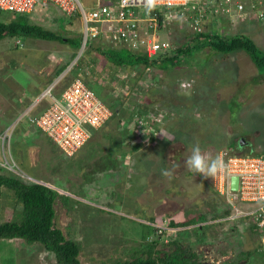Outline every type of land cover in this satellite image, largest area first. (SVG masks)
I'll list each match as a JSON object with an SVG mask.
<instances>
[{"label": "rangeland", "instance_id": "rangeland-1", "mask_svg": "<svg viewBox=\"0 0 264 264\" xmlns=\"http://www.w3.org/2000/svg\"><path fill=\"white\" fill-rule=\"evenodd\" d=\"M81 2L90 6L97 0ZM194 13L197 14L196 11ZM17 17L13 13L0 12V22L3 23ZM222 20L212 16L209 23L221 26L222 35L228 38L247 36L264 52V21L256 20L254 14L236 20L240 22L234 19L231 22L230 16ZM189 22L181 24L177 20L172 21L166 29L158 30L160 40L169 41L173 47L184 48L195 37ZM73 31L71 38L77 39V44L83 36L78 20ZM62 36L67 37L63 33ZM18 42L21 45L17 46ZM100 45L104 50L108 48L103 42ZM39 46L50 51L46 59H43ZM74 47L75 44L69 45L61 40L24 35L0 41V118L6 125L0 129V162L14 154L17 163L28 175L36 177L40 183L51 184L62 193L67 192L70 197L65 200V206L56 202L55 224L68 240L80 242L81 263L101 264L116 259H131L130 251L137 253L143 245H148L149 241L145 239L150 235L148 240H154L156 245H164L165 242L164 250L167 253L175 249L174 244L178 243L184 250L187 249L186 253L188 250L197 252L206 264H264V229L258 228L251 218V222L244 218L240 224L248 222V225L243 230H237V210L226 197L214 192V179L200 178L199 174H193L185 167L191 148L197 143L210 157L227 150L239 156L264 157V68H258L244 51L220 54L206 47L192 53L191 50L186 51L187 55L181 54L176 60L165 64L163 71L152 68L145 70L142 65L127 68L121 73L127 78L117 82L116 89L111 84L119 78L120 73L117 76L118 71L111 70L109 62L97 47L92 49L91 54L87 48L85 56L82 55L78 61L80 64L77 63L74 68L69 66L68 69L72 71L69 73L67 69L65 76L60 78L58 68L72 63L75 60H72V55L75 58V53H79L80 49L75 50ZM126 51L118 50L120 55H125ZM49 54L61 55L57 58L60 61ZM94 57L98 58L97 62L93 61ZM35 69L39 72L38 76H44L45 80L40 84ZM78 73L100 97L110 100L109 103H118L114 98V93H117L127 105L135 104V111L146 108L143 119L148 124L152 120L151 115H154L156 122L154 126H149L155 128L159 138L152 143L149 141L143 149L137 147L139 151L135 153L122 150L123 155H129V162L119 161L121 153L108 156L109 151H115V146H109V136L121 137L118 120L126 113L120 108L117 118L112 119L111 124L105 126L106 129L94 130L92 139L74 160L66 159L64 154L59 155L61 152L51 141L47 143L55 149L50 148L52 151L48 152L45 146L37 142L43 135L39 136L41 133L27 120L19 123L9 140L7 130L35 108V100L38 101L36 104L45 108L44 100H39L40 92L31 98L26 89H19L20 86L30 90L34 85H39L44 91L48 90L45 86L56 83L55 87L61 92ZM127 92L129 95H126ZM36 96L39 97L35 99ZM28 100L33 102L31 106ZM24 104H28V109L21 111ZM123 119V131L127 132L129 119ZM109 127L113 128L112 131ZM136 133L133 131L134 135ZM150 133L151 130H146L144 134H139L148 139ZM140 138L143 139L142 136ZM241 140L245 142L243 146ZM125 144H129L128 138ZM173 166L176 167L170 179L161 175L163 169L171 170ZM70 168L74 170L69 172ZM15 171L17 176H22L20 171ZM95 173L100 175L96 194L101 197L95 201L99 204L94 206V198L75 186L81 187L90 182ZM6 174L13 175L7 171ZM52 175H59V178ZM112 193L114 198L110 196ZM17 200L16 192L0 187V224L20 215L16 210L22 211V204ZM86 200L93 201L87 204L84 202ZM232 201L235 203L237 199L233 196ZM236 207L239 208L238 204ZM122 216L125 218L121 219ZM227 217L232 221L224 220ZM153 219H156L158 228L166 222L189 220L198 225L168 227L170 230H164L166 232L158 236L149 224ZM204 219L206 222L201 223ZM216 220H220L219 223L213 222ZM202 226H205L204 229H198ZM0 264H57V261L55 255L46 253L41 245H28L16 240L5 244L0 242Z\"/></svg>", "mask_w": 264, "mask_h": 264}, {"label": "built area", "instance_id": "built-area-1", "mask_svg": "<svg viewBox=\"0 0 264 264\" xmlns=\"http://www.w3.org/2000/svg\"><path fill=\"white\" fill-rule=\"evenodd\" d=\"M52 5L57 6L71 21L78 20L82 26L83 42L75 60L70 64L72 68L78 65L82 55L85 56L87 44L98 39H101L103 44H110L115 48L124 47L134 52L144 48L148 57L164 54L171 49V44L169 41L160 40L158 30L166 29L167 25L177 20L181 24L190 21L195 33L203 32L201 24L209 7L217 17L230 16L231 22L240 17L247 18V14L249 17L254 14L256 20H264V0H160L156 9L150 13L144 7V0H110L109 3L97 0L90 8L81 0H0L1 11L26 16L47 10ZM188 8L191 11H186ZM257 8L259 14L256 12ZM70 69L67 72H70ZM65 72L60 78L65 76ZM55 84L48 87L39 99H50V106L39 117L30 118L29 121L46 133L65 156L72 158L90 141L92 130L102 128L113 116V112L79 77L74 78L59 95L54 94ZM37 102L35 101V104ZM151 116L152 120L148 124L143 117H138V124L143 128L137 131L136 139L143 142L144 135L139 133L144 134V131L151 130L148 139L144 141L145 144L149 143L151 134L159 138L155 128L150 127L156 122L154 115ZM21 119L7 130L10 134L9 140L22 122ZM6 137L8 136L5 133ZM219 156L224 160L227 169L225 173L214 178L215 189L236 208L235 221L251 218L257 227L264 229V158L237 157L225 151L220 152ZM18 165L12 155L8 160L0 162V167L14 176L25 181L39 182ZM13 168L20 171L22 176H17ZM233 177L239 179L237 191L232 189ZM233 196L237 199L235 203L232 201ZM224 220L232 221L229 217ZM164 230H170L167 222L163 227H159L158 234H164Z\"/></svg>", "mask_w": 264, "mask_h": 264}, {"label": "trees", "instance_id": "trees-1", "mask_svg": "<svg viewBox=\"0 0 264 264\" xmlns=\"http://www.w3.org/2000/svg\"><path fill=\"white\" fill-rule=\"evenodd\" d=\"M105 1L108 3L110 2V0H105ZM210 9L211 7H209V10L205 14L204 19L202 20V24H201L202 28L206 30L200 33H196L195 37L191 38L192 41H188L189 43H187L185 47L182 49L175 45L174 47L171 45V49L167 51L166 53L158 54L153 57H148L144 48H141L139 52L137 51L134 52L132 50L127 49L125 55H122V54L120 55V53L118 52V50L120 49H126L124 47L115 48L113 45L109 44L110 47L108 46V48L104 50L102 49V45H100L101 39L93 40L90 43V45L87 44V46L89 48L90 54H91L92 49L94 47H97V50L100 52L101 55H103V58L105 57L107 62H109L111 66L110 67L111 70L118 71L117 76L119 75V73L120 74L123 73L124 72L123 70L130 68V67H135L136 65H142L145 70H152V69L158 70L159 69V71H163V69H165L164 67L165 64L169 63L170 61L176 60V58H178V56L181 54L187 55L188 52L186 53V51L191 50V53H192L193 50H202L203 48H206V47L211 49L214 53L216 52L220 54H229L235 51H244L248 54V56L251 58L253 63L258 68L259 67L264 68V52H262L257 47L255 42H253L250 38L244 35H236L231 38H228L222 35L221 26H216V25L212 26L213 23H209L210 18L212 16L215 18L217 17L216 14H214V12L210 11ZM0 12L3 14L10 13V12H4L1 10ZM256 12L258 14L260 13L258 8L256 9ZM15 15L18 16L17 19L13 20V18H11L12 19L10 20L11 22L10 21L8 23L0 22V41L6 38H9V37H16L19 35H24V36L35 37L37 39H44V40H56V41L61 40L69 45L75 44V47H74L75 50H79L80 47L82 46L83 36H82L81 41L79 39L80 42L76 44L77 39L65 38L62 35L56 36L54 33H51L40 27L30 25L26 15H19V14H15ZM218 17L222 19L220 16ZM161 19L163 20V18ZM161 26H162V23H161ZM164 29L165 28H162L161 30H164ZM18 44H21V43L18 42L17 46ZM189 46H192V48H190ZM174 53L176 54L175 56H174ZM72 59H74V56ZM97 59L98 58L94 57L93 61L97 62L96 61ZM67 66L68 65L59 67L57 71V75H60L63 71H65ZM156 75H160V73L158 74L156 73ZM75 76H79V73L76 74ZM119 81H120L119 78L114 79V83H117ZM121 81L123 80L121 79ZM70 82L71 81H68L67 84H69ZM160 83L161 81L159 80L158 84ZM114 98L118 101V103H109L110 100H106L102 98V100L106 103V105L113 112V116L109 119V121L101 129L102 130L106 129L105 126L107 124L110 125L111 120L117 118V115L119 114L121 109L123 110L124 113H126V116H122V117L123 118L126 117L127 119H129V122L127 123L128 126L126 129L129 137H127V132L123 131V129L125 128L124 119L120 118L118 121L121 127L118 130L121 133V137L114 138L111 135L109 136V139H108L109 146H115L113 148L115 151H111V152L109 151L108 156L113 155L111 157H114L117 154L121 153L118 159L120 162H123V160L125 161L129 160L128 159L129 155H123L122 150L135 153L139 151L137 150V147H143V143L146 139V136H144L143 143H142L136 139L137 134L134 135L133 131L135 132L143 128L142 126L138 124L139 123L138 117L139 118L143 117V115L145 114L144 110H146V108H143V109L140 108V110L142 111H135L136 105L133 103H131L130 105H127V103L124 100L122 99L120 100L119 94L114 93ZM50 103L51 102H48L46 104L47 108L50 106ZM122 105L125 107H123ZM42 113L43 111L41 113H34L33 111V113H31L30 115V118L32 119L37 118ZM112 129H113L112 127H109L110 131H112ZM115 129L117 130L116 126H115ZM38 131L41 133L39 136L41 135L43 136L37 142L42 144V146H45V149L48 152L52 151L50 148L53 149L54 147L47 142L51 141L53 143V141L42 130L39 129ZM122 133L124 135H122ZM126 137L130 141L129 144L127 145L125 144V139H127ZM149 137H150L149 140L151 142L157 139V137H155L154 134H151ZM53 145L57 147L55 143H53ZM58 150L61 152L59 155H63V152L59 148ZM80 152L81 151H79L78 154ZM256 156H260V155H256ZM73 158L74 157L72 158L67 157L66 159H73ZM67 162H70V161L68 160ZM56 163L58 164V161H56ZM68 170L70 172V170L73 171L74 169L70 168ZM0 171L2 172V174H0V187H6L16 192L17 198H18L17 202L19 204H22V211L16 210V213H20V215H15L12 221L0 224V242H4L5 244L6 242L8 243V242L16 241V240H21V241L26 242L28 245L38 244V245H41L45 249V251H48L55 255L57 264H82L81 261L79 260V256L82 252V246L80 242L76 240H68L65 234L63 233V231L60 228L56 227V224H55L56 202H61L64 205L66 203L65 200L68 197H70L69 195L66 194L67 192L62 193L56 190L54 187H52L51 184L47 182L37 183L33 181H25L13 175L9 176L6 174V170L1 167H0ZM98 174L99 173H95L94 176L91 177L90 182H86L81 187H78L79 185L75 186L76 188H81L83 192L87 193L89 196L94 198L93 199L94 201L93 200L84 201L87 204H89V201H93L94 206L99 204L98 202H95V201L101 197V196H98L97 195L98 193L96 192L99 186L98 181H101L100 175ZM52 176L56 179L59 178V175H52ZM199 177L201 178L200 175ZM214 192L221 196V194L218 191H214ZM112 195L113 193L110 196ZM122 199H124V197ZM79 201H82V200L80 199ZM67 209L69 210V208ZM17 218H19V220ZM123 218H125V216L121 217V219ZM202 222H206V219L202 220L201 223ZM149 224L153 232L156 235H158L159 228L157 227L156 219H153L151 222H149ZM193 224L198 225V223L189 220L186 222L178 221L177 223H169L168 227L175 228L177 226L179 227L180 226H190ZM204 227L205 226H202V227H199L198 229L202 230L204 229ZM149 237L150 235L147 237V239H145V241L146 240L149 241V244L145 246L143 245L142 249L139 252L137 251L136 253V251L134 250L130 251L131 252L130 255H132L131 259L130 258L124 259V260L116 259L114 261L104 262L101 264H206L205 261H202L200 259L197 252L195 251L188 250V252L186 253L187 249L184 250L182 248V245L175 243L174 244L175 249L167 253V251L164 250V245H165L164 241H163L164 245H156L154 240H148ZM150 239H152V237Z\"/></svg>", "mask_w": 264, "mask_h": 264}, {"label": "crops", "instance_id": "crops-1", "mask_svg": "<svg viewBox=\"0 0 264 264\" xmlns=\"http://www.w3.org/2000/svg\"><path fill=\"white\" fill-rule=\"evenodd\" d=\"M113 1H116V0H113ZM103 2V1H102ZM106 2V1H105ZM87 7H89L90 8V6H87ZM27 19H28V21H29V24L30 25H32V26H37V27H40V28H42V29H44V30H47V31H49V32H51V33H54L56 36H58V35H62V33L63 34H65L67 37L66 38H71V35H72V33L74 32L73 31V28H75V21L73 22V21H71L70 19H68V18H66L65 17V15L59 10V8L57 7V6H55V5H52V6H50L49 7V9H47V10H42V11H39V12H36V13H33V14H31L30 15V17L28 18L27 17ZM64 22V23H63ZM65 27V28H64ZM32 38H35V37H32ZM21 43V42H20ZM19 45V44H18ZM21 45V44H20ZM39 49H41V52L43 53V59H46L45 58V56H46V54H48L50 51H47L46 49H45V47L44 46H39L38 47ZM73 52V51H72ZM64 53H66V54H70V53H67V52H62L61 54H64ZM76 54V53H75ZM50 55V57L52 58V57H55V59H57L58 57H60L61 55H57V54H55L54 56L52 55V54H49ZM72 55V54H71ZM74 55V54H73ZM73 55H72V57H73ZM48 56V55H47ZM91 58H92V55H91ZM57 60H59L60 61V59H57ZM52 59H50L49 60V62H51L52 63ZM53 64H56V63H53ZM58 64H59V62H58ZM57 64V65H58ZM47 65V64H46ZM50 65V64H49ZM48 65V66H49ZM2 68V67H1ZM44 68L45 69H47V66L45 67L44 66ZM44 69V70H45ZM59 69V68H58ZM43 70V69H42ZM42 70H39V71H41L42 72ZM4 71H6V69H4ZM36 71H38V70H36L35 69V72ZM37 73H39V72H36V76H37V80H38V83L40 84V83H42L43 82V80H45L44 79V76H38L37 75ZM47 81V80H46ZM32 84L34 85V82H32ZM48 86V85H47ZM47 86H45V89L47 88ZM19 89H26V93L27 94H30V95H28L29 97H31V98H33V95L35 94V93H37V92H43V88L41 87V88H39V85H34L33 86V89L32 88H30V90H28L27 88H25V87H23V86H20L19 87ZM23 91H25V90H23ZM30 91V92H29ZM45 91V90H44ZM19 92V91H18ZM40 95V94H39ZM37 97H39V96H36L35 97V99L37 98ZM46 100H44L43 101V103H44V105H45V108H43V106H40V104H35V108H33L32 109V111L30 112V113H33V111H34V113H41L42 111H45V109H47V107H46V104L49 102V100H48V102H45ZM28 102L30 103H28L29 104V106H31L32 105V103L28 100ZM42 103V104H43ZM28 104H24L22 107H21V111H25L26 109H28ZM20 111V112H21ZM20 112H18V113H20ZM17 115H19V114H17ZM1 118H0V129H2V128H4L6 125L5 124H3V122H1ZM38 130V129H37ZM16 154V156H18V154L17 153H15ZM0 174H2V172L0 171ZM4 174V173H3ZM212 217V216H211ZM214 219H218V218H216V217H213ZM236 223L240 226H237L238 228H237V230H243V229H245V228H243L244 226L242 225V224H240V222L239 221H236ZM216 225V224H215ZM235 226V225H234ZM263 238V237H262ZM261 238V239H262Z\"/></svg>", "mask_w": 264, "mask_h": 264}, {"label": "clouds", "instance_id": "clouds-1", "mask_svg": "<svg viewBox=\"0 0 264 264\" xmlns=\"http://www.w3.org/2000/svg\"><path fill=\"white\" fill-rule=\"evenodd\" d=\"M160 3V0H144V7H145V9L150 13L151 11H153V10H155L156 9V7L158 6V4ZM260 21H264V20H260ZM196 34V33H195ZM171 44V43H170ZM90 45V44H89ZM109 46V45H108ZM110 47V46H109ZM76 56H77V53H76ZM75 56V57H76ZM75 59V58H74ZM83 59V58H82ZM73 60V59H72ZM70 64L71 63H69V65L67 66V68L65 69V71L68 69V67L70 66ZM78 64H80V62L78 63ZM65 71H63L62 73H64ZM72 71V70H71ZM70 71V72H71ZM69 72V73H70ZM125 72V71H124ZM62 73L60 74V75H62ZM59 75V76H60ZM124 76L125 75H119L118 77H119V80H125V78H124ZM76 77H79V78H81L82 80H83V78L81 77V74H79V76H75V78ZM84 81V80H83ZM85 82V81H84ZM86 84H87V82H85ZM71 84V82L68 84V86ZM116 84L117 83H112L111 85H112V87H114V88H116V89H118L117 87H116ZM88 85V84H87ZM110 85V86H111ZM67 86V87H68ZM90 88H91V86L90 85H88ZM109 86V87H110ZM49 87V86H48ZM47 87V88H48ZM67 87H65L64 89H62V91L61 92H63V90H65ZM148 87V86H147ZM46 88V89H47ZM92 89V88H91ZM93 90V89H92ZM94 91V90H93ZM44 92V91H43ZM43 92H41L40 93V95L39 96H42V94H43ZM60 90H58L56 87H55V89H54V94H56V95H59L60 93ZM96 93V92H95ZM97 95H98V93H96ZM120 94H122V93H120ZM99 96V95H98ZM124 96V95H123ZM100 97V96H99ZM101 99H102V97H100ZM43 100H49V102H51L50 101V99H47V98H45V99H43ZM36 101V100H35ZM34 101V102H35ZM32 111V110H31ZM30 111V112H31ZM30 115H31V113H29L28 115H26V117L22 120V122H24L25 120H27V121H29V119H30ZM144 116V115H143ZM30 122V121H29ZM33 125V124H32ZM34 126V125H33ZM19 127V126H18ZM17 127V128H18ZM34 127H36V126H34ZM38 130H39V128L38 127H36ZM101 129V128H100ZM93 132H94V130H92V136H93ZM92 139V138H91ZM90 139V140H91ZM242 141V140H241ZM240 141V142H241ZM89 143V142H88ZM87 143V144H88ZM143 143V142H142ZM86 144V145H87ZM85 145V146H86ZM146 144L145 143H143V147L145 146ZM10 147H11V144H10ZM143 147H142V149H143ZM141 149V150H142ZM244 150V149H243ZM240 151V150H239ZM78 154V153H77ZM76 154V155H77ZM75 155V156H76ZM74 156V157H75ZM262 155H260V156H257V157H261ZM12 157L14 158V160L16 161V159H15V155L14 154H12ZM263 157V156H262ZM264 158V157H263ZM17 162V161H16ZM20 166V165H19ZM21 167V166H20ZM175 167L176 166H173V169H163L162 171H161V175L162 176H164L165 178H171L172 176H173V173H174V170H175ZM185 167L190 171V172H192L193 174H199L200 176H202V177H204L205 179H207V178H212V179H214L215 177H217L218 175H220V174H223V173H225V171H226V169H227V166H226V164H225V162H224V160H222L221 158H220V156L219 155H217L216 157H210V156H208L206 153H204L202 150H201V148H200V146H199V144L197 143L196 145H194L192 148H191V154L188 156V158L186 159V161H185ZM25 171V170H24ZM26 172V171H25ZM34 177V176H33ZM36 180H38L39 181V179H37L36 177H34ZM40 182V181H39ZM214 184V183H213ZM213 188H214V190L215 191H217L216 189H215V186H213ZM230 215V214H229ZM242 220V219H241ZM247 221L248 222H250L248 219H247ZM240 222V221H239ZM248 222H246L245 223V225L244 224H242L244 227H246V224H248ZM243 227V228H244ZM259 228V227H258ZM46 253H50V252H48V251H46Z\"/></svg>", "mask_w": 264, "mask_h": 264}, {"label": "water", "instance_id": "water-1", "mask_svg": "<svg viewBox=\"0 0 264 264\" xmlns=\"http://www.w3.org/2000/svg\"><path fill=\"white\" fill-rule=\"evenodd\" d=\"M244 143L245 142L242 140L241 141V146H243ZM238 186H239V179H238V177H233L232 178V189L234 191H237L238 190Z\"/></svg>", "mask_w": 264, "mask_h": 264}, {"label": "bare ground", "instance_id": "bare-ground-1", "mask_svg": "<svg viewBox=\"0 0 264 264\" xmlns=\"http://www.w3.org/2000/svg\"><path fill=\"white\" fill-rule=\"evenodd\" d=\"M228 154H230V155H233V156H237V157H249V156H251V155H241L240 154V156L239 155H236L235 153H233V152H230V151H226Z\"/></svg>", "mask_w": 264, "mask_h": 264}, {"label": "flooded vegetation", "instance_id": "flooded-vegetation-1", "mask_svg": "<svg viewBox=\"0 0 264 264\" xmlns=\"http://www.w3.org/2000/svg\"><path fill=\"white\" fill-rule=\"evenodd\" d=\"M197 175V174H196ZM169 215V214H168Z\"/></svg>", "mask_w": 264, "mask_h": 264}]
</instances>
